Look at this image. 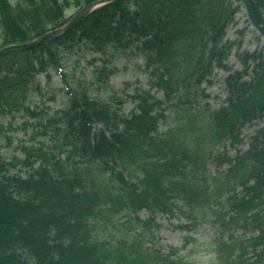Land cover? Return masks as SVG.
<instances>
[{
    "label": "trees",
    "instance_id": "trees-1",
    "mask_svg": "<svg viewBox=\"0 0 264 264\" xmlns=\"http://www.w3.org/2000/svg\"><path fill=\"white\" fill-rule=\"evenodd\" d=\"M94 1L0 0V48L59 28ZM219 1L117 0L59 38L0 57V114L10 118L0 133L30 135L18 144L23 157L0 153V264H196L184 252L192 237L180 248L156 241L160 217L185 220L176 228L187 232L217 227L214 264H264V46L238 49L233 70L236 41L226 35L236 11ZM236 1L264 38V0ZM83 41L104 56L138 42L149 89L126 84L101 102L63 73L67 107L30 103L36 74L51 79L48 69ZM217 70L229 72L223 100L206 108ZM93 73L100 89L114 69ZM109 212L148 228L152 243L100 238Z\"/></svg>",
    "mask_w": 264,
    "mask_h": 264
},
{
    "label": "rangeland",
    "instance_id": "rangeland-1",
    "mask_svg": "<svg viewBox=\"0 0 264 264\" xmlns=\"http://www.w3.org/2000/svg\"><path fill=\"white\" fill-rule=\"evenodd\" d=\"M227 2L226 11L229 13H231L232 10L236 11L234 15L236 24L228 28L226 39L236 41L235 49L229 58V66H233V70H237L241 69L242 66L235 56L236 51L238 49H240V51H256L264 46V38L260 37L258 40L259 32L246 21V10L239 6L238 1L229 0ZM221 3L222 1L220 0L215 6L217 7ZM75 12L76 11L69 10L67 14L68 16H72ZM242 29H244V32L239 35L237 30ZM136 44L140 45L138 42ZM136 44L127 48H121L119 50L121 53L113 54V52H111L109 55L104 56L101 52L94 49L96 48L95 45L86 46L85 41H83L81 45L75 46L72 51L63 55L64 57L59 67L52 66L48 69L51 79H48L46 72H38L36 74L34 80L35 84H31V86L33 85V92L29 102L33 105L37 104L40 108L48 107L51 113L67 107L70 96L66 93L67 84L62 76L63 73L68 74L69 82L73 81L77 84L75 85L76 88L80 87L79 84H82V88H87L92 98L101 102H110L115 91H120L126 84H130L133 91L138 87L148 90L150 87V80L142 69L146 61V54L139 51ZM91 61L94 62L92 63ZM104 64L107 65L109 69H114V73L110 77L108 86L103 83L101 84L102 88L97 89L96 85H91L94 81V66H103ZM228 73L229 72L225 70L216 71V83L209 85L207 89L209 97L206 98V108H215L222 102L223 94L219 81ZM2 76L3 75L0 74V78H2ZM103 80H105V78H103ZM121 96L125 97L123 94H121ZM133 106L132 101H128L122 108L125 113H128ZM169 113L170 112H168V114ZM7 115L4 117L0 114V125L2 123L8 125L10 118H8L9 115ZM20 122L21 117H17L15 124L18 125ZM261 124L263 125L264 122ZM251 134V129H247L243 132V137L247 145L250 142ZM29 136V134H25L20 128L14 127L5 130L0 133V153L8 159L13 155L23 157L21 151L17 149L18 144H20L22 139H29ZM8 137H10V139ZM42 139L43 137L41 136L37 137L38 141ZM246 147L245 145L242 149L245 150ZM232 153L234 154V152ZM224 168H226V166H224ZM109 216V218H111L115 215L109 212ZM145 216L146 213L144 212L141 218L145 219ZM157 222L162 224L161 228L156 229L155 226H149L152 227L156 241L180 248L186 244L185 239L190 236L195 242H189L184 252H187L196 264H214L210 241L214 240L213 238L218 235L215 226H211L210 224L207 226L203 225L200 229L188 233L183 229L176 228L178 224H185V220L183 219H173L169 221L160 217ZM98 225L96 231L102 239L116 240L129 238L132 240L136 239L147 245L152 243L153 234L151 237L149 233L151 231L148 228L142 227L141 224L137 223L135 220H127L126 218L115 216L109 220H102ZM152 225L154 224L152 223Z\"/></svg>",
    "mask_w": 264,
    "mask_h": 264
},
{
    "label": "water",
    "instance_id": "water-1",
    "mask_svg": "<svg viewBox=\"0 0 264 264\" xmlns=\"http://www.w3.org/2000/svg\"><path fill=\"white\" fill-rule=\"evenodd\" d=\"M117 0H96L85 7H83L81 10H79L74 16L69 20L67 24H65L62 27L56 28L54 30H50L47 33L41 35L40 37L31 40L24 44L19 45H10L4 48L0 49V57L11 54L16 51H25L32 49L36 46L41 45L43 42L53 40L56 38H59L66 33H68L79 21L83 20L85 17H87L89 14L94 12L95 10L109 4L112 2H115Z\"/></svg>",
    "mask_w": 264,
    "mask_h": 264
}]
</instances>
